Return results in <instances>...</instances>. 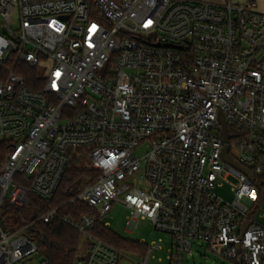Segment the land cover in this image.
Instances as JSON below:
<instances>
[{
    "label": "built area",
    "instance_id": "obj_1",
    "mask_svg": "<svg viewBox=\"0 0 264 264\" xmlns=\"http://www.w3.org/2000/svg\"><path fill=\"white\" fill-rule=\"evenodd\" d=\"M19 63L39 68L43 90L28 87ZM222 115L229 156L254 180L223 158ZM0 145V264L39 251L35 222L4 228L2 210L31 194L51 198L77 148L97 176L70 200L92 212L64 218L88 242L74 264L126 256L92 232L115 203L129 209L130 230L144 219L171 235L167 264H183L195 242L264 264L253 213L255 175H264V12L252 0H0ZM224 182L233 201L215 192Z\"/></svg>",
    "mask_w": 264,
    "mask_h": 264
},
{
    "label": "trees",
    "instance_id": "obj_2",
    "mask_svg": "<svg viewBox=\"0 0 264 264\" xmlns=\"http://www.w3.org/2000/svg\"><path fill=\"white\" fill-rule=\"evenodd\" d=\"M16 71L25 78L30 89L43 90L44 81L38 67L19 63ZM6 152L7 147L0 145V155ZM90 172L94 174V178L97 176L89 167L86 149L77 148L72 152L68 168L55 194L48 199L31 194L29 204L23 207L7 203L5 210L8 217L2 222L4 228L19 229L34 221L29 233L50 264H74L78 258L81 233L66 223L64 218L79 219L83 214L92 212V209L81 201L70 202L83 190L82 179ZM94 178L88 181L87 185L93 182ZM255 185L258 187V195L254 209L258 211L264 203V175H255ZM54 208L58 209V213L51 222L38 220L41 215ZM92 232L121 250H131L142 255L147 252V245L121 237L99 220Z\"/></svg>",
    "mask_w": 264,
    "mask_h": 264
},
{
    "label": "rangeland",
    "instance_id": "obj_3",
    "mask_svg": "<svg viewBox=\"0 0 264 264\" xmlns=\"http://www.w3.org/2000/svg\"><path fill=\"white\" fill-rule=\"evenodd\" d=\"M207 2H221L222 0H202ZM257 3L258 10L264 11V0H252ZM233 2H239L233 0ZM240 3V2H239ZM262 12V11H261ZM147 146H143L136 150V153L139 156H142L146 153ZM94 178L92 172L87 173L82 179L81 185L86 186L88 181ZM80 185V186H81ZM83 187V188H84ZM215 192L224 198L227 201H233L235 199V192L232 190V186L226 182L223 185H218L215 188ZM254 214H257L256 217L259 222L264 223V203L262 207L256 211L253 209ZM130 211L121 203L113 204L112 209L105 216L102 217V223L107 227L112 229L121 237H124L128 240L135 242H142L148 247H151L156 242L161 241V249L156 250L153 255V259L150 264H167L168 255L172 248V237L168 233L157 231L152 223L149 220L140 219L137 223V227L133 230H130L126 224L127 218L129 217ZM8 217L5 208L2 210V220H6ZM87 239L81 234L80 249L78 256L85 251L87 248ZM124 255L120 260L119 264H134V260L141 259L142 254L139 252L124 250ZM130 257V258H128ZM45 256L39 249L38 253L31 257L29 261H26L24 264H37L40 260L44 259ZM183 264H236L227 259H223L213 252H211L205 242H195L194 243V253L184 256Z\"/></svg>",
    "mask_w": 264,
    "mask_h": 264
},
{
    "label": "water",
    "instance_id": "obj_4",
    "mask_svg": "<svg viewBox=\"0 0 264 264\" xmlns=\"http://www.w3.org/2000/svg\"><path fill=\"white\" fill-rule=\"evenodd\" d=\"M166 46L171 47V46H173V45H171V44H167ZM221 120H222V127H223V135H224V138H225V141H226V146H225V150H224V154H223V158H224V160H225L226 162H228V163H231V164L234 165L236 168H238V169L244 171V172L250 177L251 180H254V176L252 175V173H250L247 169H245L244 167H242V166L240 165V163H238V162H236V161H234L233 159L230 158V156H229V149H230V147H229L228 142H229V140H230V138H231V135H230V133H229V130H228V127H227V125H226V122H225V120H224V116H223V115L221 116ZM247 227H248V223L245 222V223L243 224V226H242V232H243V233L245 232V230L247 229ZM79 258H80V257H79ZM239 264H240V263H239Z\"/></svg>",
    "mask_w": 264,
    "mask_h": 264
},
{
    "label": "crops",
    "instance_id": "obj_5",
    "mask_svg": "<svg viewBox=\"0 0 264 264\" xmlns=\"http://www.w3.org/2000/svg\"><path fill=\"white\" fill-rule=\"evenodd\" d=\"M227 1H233V0H222L220 3H225ZM235 1H238V0H235ZM245 1H247V0H239V2H245ZM216 3H219V2H216ZM261 11L264 12L263 10H261ZM256 220L259 222V220L257 219V217H256ZM259 223L262 224V225H264V223H261V222H259Z\"/></svg>",
    "mask_w": 264,
    "mask_h": 264
}]
</instances>
